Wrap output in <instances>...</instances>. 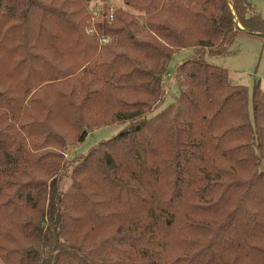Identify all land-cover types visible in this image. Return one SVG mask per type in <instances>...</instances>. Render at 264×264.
<instances>
[{
    "label": "trees",
    "instance_id": "16d2710c",
    "mask_svg": "<svg viewBox=\"0 0 264 264\" xmlns=\"http://www.w3.org/2000/svg\"><path fill=\"white\" fill-rule=\"evenodd\" d=\"M125 3L142 21L91 24L84 0H0V259L264 264V89L250 111L248 89L206 61L238 36L264 40V17L247 0ZM129 118L65 191L67 148Z\"/></svg>",
    "mask_w": 264,
    "mask_h": 264
},
{
    "label": "rangeland",
    "instance_id": "374dc122",
    "mask_svg": "<svg viewBox=\"0 0 264 264\" xmlns=\"http://www.w3.org/2000/svg\"><path fill=\"white\" fill-rule=\"evenodd\" d=\"M88 4V8L92 12L93 18L92 22H100L101 18H108L110 21L113 19V13L116 11H123L130 16L140 19L142 21L143 13H140L138 10H135L128 5H126L125 0H84ZM255 8V12L264 17V0H247ZM43 2V1H42ZM45 3V2H44ZM102 15V16H101ZM89 33L92 32V29H88ZM104 39L106 42H104ZM103 42L108 44L110 39L103 37ZM193 49H185L178 52L169 68V76L166 78V86L168 89V96L159 109L163 110L165 107L173 103L176 98L180 95L179 88L176 81L174 80V74L177 66L182 63L186 58L193 55ZM3 54H0V57ZM206 61L212 65L222 67L227 69L229 72V82L235 86H242L248 89L249 92V108L252 110V98L254 89L257 84H260V87L264 89V40L255 37L248 36H238L233 45L229 50L220 56H207ZM2 80H7V68L3 70L0 75ZM9 80V79H8ZM158 111V112H159ZM149 116V115H148ZM140 119V118H139ZM138 119V120H139ZM137 120H132V118L122 120L115 125L104 127L98 130H95L88 134L86 139L79 145L74 143L73 146H69L66 150L67 155V165L64 169L63 177V188L67 191L72 184L73 178L72 173L74 167L85 157V155L98 146L100 143L108 141L119 135L127 127L133 124ZM3 224H0V231ZM7 231V226L4 227V233ZM0 264H4L0 259Z\"/></svg>",
    "mask_w": 264,
    "mask_h": 264
},
{
    "label": "built area",
    "instance_id": "2783aa9c",
    "mask_svg": "<svg viewBox=\"0 0 264 264\" xmlns=\"http://www.w3.org/2000/svg\"><path fill=\"white\" fill-rule=\"evenodd\" d=\"M111 18L113 19V17L111 16ZM104 42H106V40L104 39Z\"/></svg>",
    "mask_w": 264,
    "mask_h": 264
},
{
    "label": "water",
    "instance_id": "95a60500",
    "mask_svg": "<svg viewBox=\"0 0 264 264\" xmlns=\"http://www.w3.org/2000/svg\"><path fill=\"white\" fill-rule=\"evenodd\" d=\"M238 27H239V28H241V26H240V25H238Z\"/></svg>",
    "mask_w": 264,
    "mask_h": 264
}]
</instances>
